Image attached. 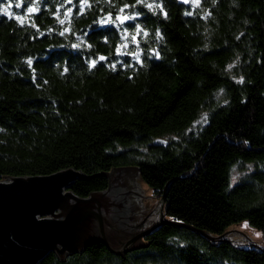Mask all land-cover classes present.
<instances>
[{
  "label": "trees",
  "instance_id": "1",
  "mask_svg": "<svg viewBox=\"0 0 264 264\" xmlns=\"http://www.w3.org/2000/svg\"><path fill=\"white\" fill-rule=\"evenodd\" d=\"M131 166L171 222L39 264H264V0H0V180Z\"/></svg>",
  "mask_w": 264,
  "mask_h": 264
},
{
  "label": "water",
  "instance_id": "2",
  "mask_svg": "<svg viewBox=\"0 0 264 264\" xmlns=\"http://www.w3.org/2000/svg\"><path fill=\"white\" fill-rule=\"evenodd\" d=\"M188 4L189 0H177ZM128 14L117 20L128 21ZM103 59V58H102ZM167 145L163 138L154 141ZM137 167H118L106 174L108 187L79 196L72 186L86 174L68 167L47 175L10 176L0 180V264H39L55 253L60 260L103 244L115 254H125L143 245V238L164 223L166 198L146 215L159 212L160 219L138 228L142 211L133 199L128 177ZM168 210V207H167Z\"/></svg>",
  "mask_w": 264,
  "mask_h": 264
},
{
  "label": "rangeland",
  "instance_id": "3",
  "mask_svg": "<svg viewBox=\"0 0 264 264\" xmlns=\"http://www.w3.org/2000/svg\"><path fill=\"white\" fill-rule=\"evenodd\" d=\"M189 2L195 5L199 2V0H189ZM128 181L133 186L131 187V189H134L138 192L136 194H133V199H135L137 201V204L140 205L138 211L141 210L143 215H147L155 208L161 198H159L153 192V190L142 180L139 173L138 175H135L134 180L131 177H128ZM166 207L167 205L165 206V208ZM160 214L161 208L159 212L157 210L149 215L151 216V218L149 219V223L151 224L154 216L155 217L153 219V222L158 221L160 219ZM227 236L235 242L253 243L259 246H264V231L251 227L247 222L231 226L228 229Z\"/></svg>",
  "mask_w": 264,
  "mask_h": 264
},
{
  "label": "flooded vegetation",
  "instance_id": "4",
  "mask_svg": "<svg viewBox=\"0 0 264 264\" xmlns=\"http://www.w3.org/2000/svg\"><path fill=\"white\" fill-rule=\"evenodd\" d=\"M145 218H146V215H143V214H142L141 221H140L139 224H138V228H141V226L144 225V221H143V220H144ZM150 218H151V216H147V218H146L147 221H146V223H145L146 225H149V224H150V223H149V219H150Z\"/></svg>",
  "mask_w": 264,
  "mask_h": 264
},
{
  "label": "snow or ice",
  "instance_id": "5",
  "mask_svg": "<svg viewBox=\"0 0 264 264\" xmlns=\"http://www.w3.org/2000/svg\"><path fill=\"white\" fill-rule=\"evenodd\" d=\"M4 12H7V8L3 9ZM29 63H31V61H29ZM247 226V225H245ZM259 235V234H258Z\"/></svg>",
  "mask_w": 264,
  "mask_h": 264
}]
</instances>
